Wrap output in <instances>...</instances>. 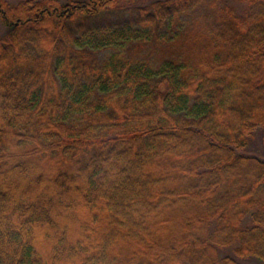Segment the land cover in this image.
Returning a JSON list of instances; mask_svg holds the SVG:
<instances>
[{
	"label": "trees",
	"instance_id": "16d2710c",
	"mask_svg": "<svg viewBox=\"0 0 264 264\" xmlns=\"http://www.w3.org/2000/svg\"><path fill=\"white\" fill-rule=\"evenodd\" d=\"M0 20V264H264V0Z\"/></svg>",
	"mask_w": 264,
	"mask_h": 264
},
{
	"label": "rangeland",
	"instance_id": "374dc122",
	"mask_svg": "<svg viewBox=\"0 0 264 264\" xmlns=\"http://www.w3.org/2000/svg\"><path fill=\"white\" fill-rule=\"evenodd\" d=\"M5 1H7L12 8L16 9L25 3L34 5L35 3H39L44 0H5ZM68 1L70 0H61L62 3H65ZM125 1L126 3H131V2L136 3V5L138 6L140 5L147 6V5H150L154 0H125ZM235 5H237V7L240 10H242L241 5H238V4H235ZM27 6L29 5H25V7ZM125 17L126 16L123 13L117 14V15L103 13V14L98 15L97 17H94L93 19L91 18L86 19L84 22L85 23L87 22L86 24L89 26L101 24V23L111 24L116 21H122L125 19ZM78 24H81V23H78ZM8 32H9V28L0 20V39ZM263 138H264V128H261L255 132L254 137L251 140V144L247 152L248 155L256 156L261 159H264V151H263V146H262Z\"/></svg>",
	"mask_w": 264,
	"mask_h": 264
}]
</instances>
